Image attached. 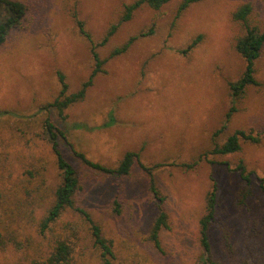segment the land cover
<instances>
[{
	"label": "rangeland",
	"instance_id": "rangeland-1",
	"mask_svg": "<svg viewBox=\"0 0 264 264\" xmlns=\"http://www.w3.org/2000/svg\"><path fill=\"white\" fill-rule=\"evenodd\" d=\"M20 1L27 5L23 21L0 45V110L13 113L0 118V264H39L54 239L66 234L77 264L99 262L81 214L68 209L40 230L61 182L45 118L66 136L62 151L79 180L76 206L110 243L114 262L201 264L198 220L215 185L211 257L223 264H264V193L258 188L260 180L264 183V44L253 65L258 84L245 88L225 120L232 106L228 84L245 68L235 50L245 29L232 13L251 3L248 24L263 32L264 0H202L177 17L182 0H169L158 10L142 5L104 45L99 42L109 26L134 0ZM76 18L98 45L103 65L83 99L66 108L62 118L53 108L41 109L59 93L57 72L71 94L94 64ZM151 28L150 35L112 56L130 37ZM109 114L114 123L106 128H72L75 123L100 126ZM236 130L258 136L259 142L241 141L240 150L229 155L209 154L214 142H225ZM70 147L107 168H116L130 151L145 166L160 165L153 178L168 218L160 235L164 254L148 239L159 208L142 169L135 164L125 177L103 174L74 158ZM239 162L251 173L245 198Z\"/></svg>",
	"mask_w": 264,
	"mask_h": 264
},
{
	"label": "trees",
	"instance_id": "trees-1",
	"mask_svg": "<svg viewBox=\"0 0 264 264\" xmlns=\"http://www.w3.org/2000/svg\"><path fill=\"white\" fill-rule=\"evenodd\" d=\"M202 0H182L178 5L176 17L180 15L187 7L191 4L198 3ZM169 0H134L132 3L125 5L124 12L120 17L119 21L115 24H111L106 31V34L99 42V45H104L108 39L115 33L121 23L128 21L134 10L142 5H146L151 9L158 10L163 5H165ZM27 5L20 0H0V45H2L8 38L11 31L18 26H20L23 21L24 15L26 14ZM253 7L249 2H245L238 6L236 10L232 13V19L237 22H241L244 26V35L239 38L235 43V50L245 61V68L241 77L228 84L230 90V97L232 106L225 114V120H227L232 112L235 111L234 103L243 94L246 87L258 83L254 78V61L259 57L260 51L264 44V31L261 32L254 26H249L248 16L252 13ZM76 24L81 35L84 36L85 40L90 44V53L92 60L94 62L93 69L89 74L87 80L82 83L80 89L75 92L67 93V84L65 82V76L61 72H57V78L60 84V90L57 97L53 102L42 106V110H49L53 108L60 117L64 118L63 112L70 105L83 99L85 92L89 86L92 84L94 76L102 72L103 61L100 60L98 53L96 52V47L98 46L93 42V39L89 32L84 27L81 20L76 18ZM152 33V28L146 32H141L136 36L130 37L122 47L114 49L112 56L123 53L128 46L137 38L148 36ZM200 36H198L194 41L188 45L187 50L193 48L199 41ZM184 53V51H182ZM10 111L0 110V118L7 115H12ZM114 123V118L112 114H109L106 122L96 127H89L85 124L75 123L72 125L73 129L76 130H86L92 131L96 129L106 128ZM43 128L46 132L48 142L50 144L51 150L56 159V165L61 173V182L56 187L54 191V202L52 207L49 209L47 215L42 219L40 224V230L43 232L49 228L51 222L57 220L60 215L70 209L82 216L90 225L91 239L93 248L96 247L99 252V262L98 264H117L115 261L116 256L111 248L108 241L101 236L99 228L93 223L89 218L88 214L76 206L75 195L76 191L79 189V180L77 178V171L73 164V161L68 159L65 153L62 151L61 142L67 143L66 136L63 132L59 131L54 124L45 118L43 123ZM224 129V125L220 131ZM219 131L215 132L214 137L217 136ZM249 141L252 143H258V136H254L251 133H247L243 130H236L230 136L227 137L225 142L218 143L214 142L213 147L209 154L213 155H229L236 153L240 150V142ZM72 149V154L74 158H77L85 165L87 168L98 171L103 174L113 175L116 177H125L132 170L133 166L136 164L148 177V189L153 195L158 203L159 212L155 217L148 235V239L155 249H157L160 255L164 254L163 248L161 246V232L163 229L168 227V218L166 213L161 207L164 197L161 195L160 191L156 187L153 173L156 168L160 165L145 166L139 160V154L137 152H126L119 162L116 168H107L98 163H95L85 157L84 154L77 152L74 148ZM240 178L244 182L245 191L244 198L250 193L251 173L247 172L244 164L239 162L236 167ZM258 188L264 193V183L262 180L258 183ZM117 211L118 204H115ZM215 209H216V187L213 185L211 190L206 194L205 198V208L203 215L198 220V238L199 245L202 249L201 264H223L219 260H215L211 257V244L209 239V231L211 224L215 220ZM39 264H77V258L75 259V245L70 240L69 235H62L57 239H54L52 245H50V251L45 257L44 261Z\"/></svg>",
	"mask_w": 264,
	"mask_h": 264
}]
</instances>
